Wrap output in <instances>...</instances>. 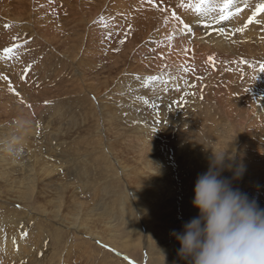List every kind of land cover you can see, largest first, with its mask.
I'll list each match as a JSON object with an SVG mask.
<instances>
[{"label": "rangeland", "instance_id": "1", "mask_svg": "<svg viewBox=\"0 0 264 264\" xmlns=\"http://www.w3.org/2000/svg\"><path fill=\"white\" fill-rule=\"evenodd\" d=\"M64 1L29 0L30 3L32 2V11L33 6L39 5L40 10H45L47 15L55 20V24L62 26L59 32L56 31L55 24L50 25L49 22H44V24H40L38 21L34 22L36 27H33V24L26 25L24 22L30 20L26 14H22L24 27L16 25V22H10L5 17H0V28H3L6 24L9 25V27H4L0 30V91L2 90L0 92V138H13L16 140L20 130L26 129L28 125L30 128H35V122L40 129L44 126V129L48 127L51 135L64 138L63 154L59 152L55 157H57L62 167H66L67 163L62 156L69 153L70 160H78L80 162V168L73 171L71 164L68 163L67 167L69 170L66 173V180L57 181L60 185H55L54 182V185H52L55 190L49 189L51 192H39L41 185L36 183L38 187H30L27 201L16 203L15 209L18 210L21 217H28V214L32 212L44 213L40 209V200L44 201L45 196L53 195L55 197L52 202L45 199L49 206H54L57 197L63 193L62 199L58 198V207H53L49 211L52 212L50 213L51 216L48 217L44 213L53 224L57 223L59 225L58 222L64 223V221L59 220V217L54 215H66L69 211L75 209V205L70 201L64 203L66 197L75 191L76 194L78 192L79 200L86 201H82L84 205L82 209L95 212V228L105 232L103 233L105 238L82 236L84 233L75 232L74 223H65L59 229L58 240L55 238L54 240L48 239L47 233H42L39 236V239L42 240L41 242L47 245V242L50 241L49 246L51 247H48L47 250L49 255H46L44 251L40 252L46 246L32 247L33 244L31 242L27 256L18 258L19 260L23 258L22 260L17 262V258H14V260L10 258L3 260L2 263L63 264V254L66 251L69 252L70 242L76 241L78 245L74 247L75 250L79 249L78 247L81 243H85V245L88 244L87 246L90 244L91 252L89 255L84 252V255L81 253L82 257L75 251L74 253L70 252L67 259L68 264H188L186 260L178 257L177 249L180 244L171 233L173 230L182 231V225L198 215L199 209L192 205L195 181L198 175L208 170L214 153L225 152V169L221 173L222 177L228 178L234 189L247 194L250 199H255L259 207L264 208V151L259 148L264 149V105L263 109L255 106L257 98H263L264 92V72L260 71L261 66L264 65L263 14L257 13L250 24L246 17L234 19V21L230 17L228 22L230 21L233 24H224L227 20L219 19L221 15L220 8L223 5L222 1L219 0H209L203 6L209 9L207 13H197L194 10L198 0H154L156 7L149 3V0H133L138 4L137 10L134 8L128 19L124 16L122 22L121 20L117 21L118 26L121 27H117V31L114 30V35L107 31L103 35L101 27L115 16L112 12L115 6L120 7L121 10L123 9L122 0H107L108 6L101 8L100 12L95 11L93 6L101 3L100 1L102 0H73L74 2L70 3L71 7L66 5ZM262 1L260 4H264ZM119 2L120 4H118ZM181 2L185 5L191 4L193 7H181ZM73 6H76V9ZM163 9H168L170 13L176 12L175 18L177 17L183 23L188 22V18L193 17L194 14H200V18L204 19H200L198 22L201 23V26H205L206 24L203 23L205 17H207V20L210 17L208 22L211 21L212 25L209 23L211 31H215L214 29L218 25H222V27L227 25L221 32L228 34V45L226 46L231 50H233V47L235 48V51L233 50L234 55L231 58H221L217 55V52L215 54V51L207 46L206 35L210 31L207 33L199 27L198 29L202 32H199L198 40L193 47L194 50L189 49L192 52L188 51L189 54H186L187 62L183 63L185 69H188V71L184 69L186 77L192 82L179 80L178 83L181 85H175V87H178L176 92L178 95L170 94L169 99L164 96L161 97L166 98V101L158 100L160 101L158 102L156 94L146 95V98H150L147 99L148 101L156 100V106L153 104V107L157 108L160 106L157 108L159 109L157 117L152 116V113L150 117L145 119V124L149 122L153 125L151 128L153 129V134L151 133V135L154 141L147 137L142 140L141 137L132 136L129 138L121 134L118 139L115 138L113 141V143L117 142V147H115L119 149L114 150L115 156L119 160L118 163L116 162L115 168H109L107 163H103L101 166H94L95 171L92 173L87 172V168L82 163V156L87 153V146L94 148V146L90 145L93 141L89 138V133L100 132V130H96L99 123L102 125L104 132H106L108 127L107 120L113 121L108 114L107 108L115 110V107H117L115 99H117L118 92H120H116L119 82L133 75L134 71L145 75H153L156 72V67L154 66L169 62L167 57H162L164 60L160 61L161 63L159 62L163 39L161 42L152 37L144 38L146 34L155 33V31L160 33L162 31L160 26L165 24L166 19V13L163 12ZM240 9H244V5L240 6ZM254 11L255 8L251 12L247 11L245 15L250 17L249 15L252 16ZM158 13H164V16L159 17L157 16ZM0 15L2 14L0 13ZM109 16L111 17L109 18ZM95 17H98V22L94 21ZM213 17L214 20H217V23H213ZM156 18H160V26L155 22ZM66 19H70L68 24H64ZM125 19L126 24H124ZM146 19L152 20L150 26H146L148 22H144ZM196 24L195 26L197 27L198 24ZM15 25L18 28L15 29ZM238 29H243V31H238ZM32 30L36 31V33H30ZM56 32L61 36L60 39L54 37L57 36ZM130 32H133L136 37L133 35L130 37ZM245 32L252 33L254 39L246 35ZM43 34H47L48 39L46 37L42 39L41 35ZM52 35H54L53 38H51ZM162 35L158 37L161 38ZM75 39L76 41H74ZM122 40L124 41L123 43H121ZM132 40H136V43H133ZM13 45L17 47L11 53L6 54L3 52L5 47H12ZM97 48L99 52L96 51ZM115 49H118V51ZM144 49L145 51H143ZM170 49V53L173 55L174 51L171 45ZM140 57H143L141 58L143 62H141ZM145 61L149 63L151 61V65L152 63L154 64L146 67L144 65ZM84 69L87 70L83 71ZM86 73H88L87 76ZM4 77H7V79H4ZM208 78L212 80L204 82ZM112 81L115 82L113 83ZM77 82H79L78 85L76 84ZM125 83L127 82L125 81ZM80 84L96 88L92 87L91 89L94 92L88 93V90L84 91L85 89H82ZM5 88H8L7 90H10L12 94L15 93L14 98L4 92ZM170 88L174 87L170 86ZM156 90L161 92L158 89ZM121 91H124V89L122 88ZM166 91L165 89L164 93ZM194 94H196V97ZM124 95H126L125 92ZM90 97L98 99V101L93 99L94 101L96 100V105L89 101ZM216 97L220 98V100ZM19 100L22 102L20 103ZM46 101L50 102L51 111L47 109L49 105L45 103ZM10 102L11 105H9ZM62 107H64V113L62 114L64 115L67 112L62 122L47 115ZM149 110L150 106L148 105L144 111ZM249 111L254 112L252 118L249 117ZM69 113H73L80 122L76 125L79 128L75 127L72 129L73 125L67 124L71 120ZM32 116L35 120L30 122ZM124 116L128 117L127 114H124ZM140 117L142 115H139L138 118ZM128 128L126 129L128 132L125 133L131 135L132 132H129L130 128ZM159 128L160 130H158ZM159 132L163 136L160 143V149L162 147L161 153L156 151V148H159L155 144L161 140L158 136ZM5 133L8 135H5ZM113 133L114 131L110 135L109 133L107 134L112 140L114 138ZM138 133L142 135L149 132L144 128L143 131ZM112 140H108L109 144ZM1 141L2 139H0ZM79 142L83 144L80 143L79 146ZM70 143L75 146H71ZM142 149L152 151L142 152ZM194 150H196V154L191 165L189 163V165L176 164L172 180L166 177L162 169L160 170L158 165L160 161H157L155 157L156 153L162 156L161 165L167 166L171 161L188 159ZM18 151L22 152V150ZM21 158L28 165V155L25 151L21 154ZM119 165L126 170L122 181H118V174H110L113 171L121 174L122 169ZM240 166H243V174L239 179H233V171L229 170V168L235 170ZM38 176L36 175L35 178ZM90 177L99 180L90 185ZM42 178L46 179V177ZM86 178L87 181H85ZM166 182H172L173 187L165 188L164 184ZM62 185L64 189L61 188ZM46 187L44 186L42 190L47 191ZM112 187H115V189ZM125 196L130 200L132 211H129V213L131 214L123 213L122 198ZM60 200L63 201L60 202ZM17 204H20V206H17ZM88 206H92V209L88 208ZM6 208L9 207L6 206ZM42 208L44 209V207ZM110 208L114 210L112 211ZM4 209L5 207H0V215L7 214ZM97 215L98 217H96ZM72 217L74 216L72 215ZM106 221L111 222L110 225L112 227H109L110 229L106 226ZM32 226H34L32 220L25 222L21 226V231H24V229L28 231ZM8 232V238H10L13 232L10 233L9 230ZM15 247L19 248V245ZM53 253H56V255L52 257ZM30 259L31 261H29Z\"/></svg>", "mask_w": 264, "mask_h": 264}, {"label": "bare ground", "instance_id": "2", "mask_svg": "<svg viewBox=\"0 0 264 264\" xmlns=\"http://www.w3.org/2000/svg\"><path fill=\"white\" fill-rule=\"evenodd\" d=\"M72 1L73 0H65L64 2H65L66 5H69V7H71L70 6V3ZM219 1H222V3H223V0H219ZM100 2L101 3H99V4H95V5L93 4L94 5L93 8L95 9V11H99L104 6H108V3H107L108 1L107 0H102ZM121 2H122L121 5H122L123 9L121 10L120 7L118 8L117 6H115L112 9V12H113V14L115 16L113 18H110L111 16H109L110 19L109 20L107 19L108 20L107 23L106 24L104 23V26L101 27L102 32H103V35H105L106 31L108 33H111V35H114V33H115L114 30L117 31V29H118L117 27H119L118 26L119 24L117 23V21L118 20H121V22H122V19H123L124 16H125L126 19H128L130 17V14H131L132 10L134 8L137 10V8H138V4L136 2H134L133 0H122ZM260 2H261V0H234V3L230 6V9H229L233 13V15L231 16L232 17V21H234V19H239V18H243V17L249 18V17H247L245 15V13L247 11H249V12L253 11L254 8H256V6L258 4H260ZM262 2H264V0ZM41 3H43V2H41ZM41 3H40V5H41ZM31 4H32V2L30 3L29 0H0V13L2 14V15H0V17L1 18L5 17L7 20H9L12 23L16 22V25H18L20 27H24L23 26L24 24L22 23V20H23L22 14H26V15L29 16L28 18L30 20H28L27 22H24L26 25L27 24H33V27H36L35 23L37 21L40 24H44V22H49L50 25L51 24H55V20L52 17H50L49 15H47V13L45 12V10H42V9L40 10L39 9V7H40L39 5H38L39 7L36 6L37 4L35 5L36 7L33 6V11H34L33 12L32 9H31ZM118 4H120V2ZM243 5H244V9H242L239 12H236V9L237 8H240V6H243ZM77 6H79V5H77ZM73 7L75 8L76 6H73ZM82 8H85V7H82ZM88 9H90V8H88ZM175 10H177V9H175ZM46 11H48V10H46ZM77 11H76V13H78ZM69 12H71V11L69 10ZM163 12L166 13L165 24H163L162 26H160L161 25L160 18H156L155 19V22L159 24L160 28H162V31L161 32L159 31L160 33H158V32L155 31V33L146 34V36L144 38L146 39L148 37H152V38L157 39L158 41H161V42H162V39H163L164 41L161 43L162 44V52H161V58L159 59V62L160 61H163L164 60L163 58H165V57L169 58L170 60L166 58L169 61L168 63L163 64V65L160 64L159 66L158 65L154 66V67H156V69H155L156 72L153 75H145L144 73H140L138 71H134L133 72L134 73L133 75L130 74L131 76H129L128 78L125 77L126 78L125 80L119 82V85L116 88V92H118V91H120V92H118L117 99L114 98L115 99V105L118 108L115 107V110H113L111 108H107L108 114L111 116V118L113 119V121L107 120L108 127L106 128V132H104V129L102 128V125L99 123L98 126L96 127V130H100V132L89 133V135H90L89 138L93 141V143H91L90 145L94 146V148H92L91 146H87V150H86L87 153L83 154V156H82V163L84 164L85 168H87V172H91L92 173L93 171H95L94 166H96V165L97 166H101L103 163H105V164L107 163V165H108L109 168H112V169L115 168L116 162L118 163L119 160H118L117 156H115L114 150H119V149L116 148L117 147L116 146V143L117 142L116 143H113V141H114L115 138L118 139V137L121 134H124L125 136H128L129 138H131L132 136L133 137H141L142 140L144 139V137H147L148 139L154 141V139H153V137L151 135V133L153 132V129H151L153 127V125L150 124L149 122H147L145 124V119H147L148 117H150V115L152 113H153L152 116H156L157 117L158 116L157 112L159 110L157 108H159L160 106H158L157 108L153 107V104L156 106V100L148 101L147 99H150V98H146L147 97L146 95L149 94L151 96L153 94H156L158 96L157 101L158 100L166 101V98L167 99L170 98L169 97L170 94H174V95L177 94L176 92H177V88L178 87L177 86L175 87V85H177V84L178 85H181V84L178 83L179 80L188 81V82L191 81L192 82V80H188V77H186V74H185V71H184L185 67L183 66V63L186 60H188V59H186V54L188 53V51H191L189 49H193L194 50L193 47L195 46V43L198 40L199 32H202V31H200L198 29L199 27L201 29H204V31H206L207 33L210 31L208 33V35H206L207 46L210 49H213L215 51V54L217 52V55L219 57H221V58H231L234 55V51H235L234 49L235 48L233 47V50H234L233 51L228 46H226V45H228V42H227V38H228L227 35L228 34H224V33L221 32V29L226 28L227 25H225V26L223 25V27H222V25L220 26V25L217 24L218 26L216 25L217 27L214 29L215 31H213V30L211 31V29H209V27H210L209 23L211 21L208 22V20L210 19V17H209L208 20H207V17H205V21L203 23H205L206 25L205 26L202 25L203 26L202 27L201 26V23H199L198 21H200V19L202 20L204 18H200V14H194L193 17L188 18V22L183 23L177 17L175 18V16L172 15L173 12L170 13V11L168 9H163ZM121 13H123V14H121ZM82 14H84V13H82ZM262 14H263V18H264V13H262ZM177 15H178V12H177ZM157 16L162 17V16H164V13L163 14H159L158 13ZM249 16H251V15H249ZM74 17H75V15H74ZM97 19H98V17H95L94 21L96 20L98 22ZM126 19H125V23L124 24H126ZM32 20H33V22H32ZM69 20H67V19L64 20V24H68L69 23ZM76 20H78V19H76ZM228 20L224 24H227V23L230 24L231 22L230 21L228 22ZM82 21H84V20H82ZM189 21L190 22L192 21V23H190ZM216 21L217 20H214V17H213V23L216 22ZM144 22H147L146 26H150L152 24V20L151 19H146ZM220 22H222V21H220ZM261 22H263V21H261ZM195 23L198 24V25L196 24L197 27L195 26ZM185 24H187L189 26V28L191 29V31H188V30H186L184 28V25ZM231 24H233V23H231ZM242 24H244V23H242ZM16 25H15V29L18 28V26H16ZM244 25H243V28H244ZM92 26H94V25H92ZM4 27H5V25H4ZM61 27L62 26H60L59 24H55V28H56V31L57 32H59V29ZM3 28H0V30L3 29ZM72 28H73V26H72ZM126 32H128V31L126 30ZM215 32H216V34H215ZM30 33H36V31L32 30V31H30ZM47 34H48V32H47ZM47 34L41 35V38L43 39L44 37H46V39H48L47 36H46ZM66 34H67V32H66ZM100 34H101V31H100ZM245 34L246 35H249L251 37L253 36L252 33H250V32H245ZM96 35H98V33H96ZM132 35H133V32H130L129 36L131 37ZM160 35H162L161 38L158 37ZM53 36L54 35H52L51 38H53ZM73 36H72V38H73ZM92 36H91V38H92ZM127 36H128V34H127ZM133 36L136 37L135 34ZM245 36H243V37L246 38ZM54 37H57V38L60 39L61 36L57 33V36H54ZM140 37H141V35H140ZM94 39H95V37H94ZM252 39H254V38L252 37ZM200 40H202V39H200ZM74 41H76V39ZM132 41H133V43H136V40L135 41L132 40ZM142 43H144V42H142ZM101 44H103V43H101ZM170 45L172 47V50L174 51V54L173 55H171V53H170V51H171ZM233 45H234V43H233ZM48 46H49V44H48ZM144 47H146V46H144ZM52 49H53V47H52ZM111 49H109V50H111ZM96 51L99 52L98 48L96 49ZM143 51H145V49ZM82 53H84V52L82 51ZM141 58H143V57H140V60H141ZM216 60H217V58H216ZM151 61H150V63L145 61L144 65L146 67L147 66H152L154 63H152V65H151ZM141 62H143V61L141 60ZM44 63H46V62H44ZM118 63H119V61H118ZM138 63H140V62H138ZM217 65H219V64H217ZM71 66H72V64H71ZM119 68H120V66H119ZM142 68L145 69L144 67H142ZM85 70H87V69H84L83 71H85ZM111 70H113V69H111ZM81 72H82V70H81ZM146 73H148V72H146ZM151 73H153V72L151 71ZM87 74L88 73H86V76H87ZM184 74H185V76H184ZM83 75L85 76V74H83ZM148 76H155V77H157V79L152 80V81H148L147 80V77ZM64 77H66V76L64 75ZM105 77H104V79H105ZM210 79L211 78L205 79L204 82H208ZM92 81H94V80H92ZM108 81H110V80H108ZM125 81L127 83H125ZM78 83L79 82H77L76 84L78 85ZM225 84H226V82H225ZM80 85H82V84H80ZM170 86L171 87H174L175 89L174 88H170ZM92 87L93 86H83V85L81 86L82 89H85L84 91L88 90V93H93L94 92L93 89H91ZM93 88H96V87H93ZM122 88L124 89V91H121ZM218 88H219V86H218ZM5 89H4V92L6 94L11 95V97L14 98V96H15L14 94L15 93L12 94V92L10 90H7L8 88L6 90ZM156 89L160 90L161 92L157 91ZM165 89L167 90L166 93H164L165 92ZM193 89H196V88H193ZM107 90H109V89H107ZM124 92H125L126 95H124ZM81 94L82 93H80V95ZM220 94H222V93H220ZM87 95H89V94H87ZM258 95H260V94H258ZM81 96H83V94ZM98 96H99V94H98ZM163 96L166 97V98H161ZM194 96L196 97V94H194ZM262 96H263V98L262 97L261 98H257L256 105H255V106H259L260 109H263V105H264V92H263V95ZM218 97H220V96L218 95ZM9 98H7V99H9ZM95 99L98 101L97 98H95ZM217 99L220 100V98H217ZM10 101H11V99H10ZM19 101H20V103L22 102L21 100H19ZM89 101L92 104H95V101L91 97L89 98ZM47 102H48L47 104L49 105L47 107V109L51 111V109H50V102L49 101H47ZM158 102H160V101H158ZM100 103H98V104H100ZM9 105H11V102H10ZM148 105L150 106V110L149 111H144V109H146L148 107ZM123 106H125V107H123ZM31 109H33V108H31ZM92 109H94V108H92ZM63 110H64V107L57 108V109L54 110V112H52V113L49 112L50 114H47V115H50L51 118L53 117V119L55 118V120L58 119V120H60L62 122L63 117H65L67 115V112L64 115L62 114V113H64ZM94 110H92V111L94 112ZM31 111H33V110H31ZM163 113H164V111H163ZM124 114H127L128 117H125ZM253 114H254L253 111H249V117L252 118V115ZM139 115H142V117L138 118ZM69 116H71V120L69 122H67V124L68 125L69 124H72L73 125L72 126V129H74L76 127V125H78L80 122L73 115V113H69ZM32 120H35V118L33 116L30 119V122ZM50 122H52V121H50ZM98 122H100V121H98ZM34 124L36 125L35 128L34 127L30 128L29 125H28L26 127V129L20 130L18 132L17 136H16V140L13 139V138H8V139L5 138L7 140H5L4 138H0V139H2V141L0 142V204H1L0 207L1 206L2 207H5L4 210H5V212H7V214L0 215V264H4V263H2V261L5 260V259L12 258L14 260V258H17L16 260L18 262V260H19L18 258H21L22 256H27V253L30 250L29 249V246H30L29 244L31 242L33 244L32 247H39V245H42L43 247L46 246L44 248V250L41 249L40 252L44 251V253L46 255H49L47 253V250H48V247H51V246H49L50 245V241L47 242L48 243V245H47L46 243L41 242L42 240L39 239V236L42 233H45V234L47 233L48 234L47 235L48 239L50 238V240H54V238H55V239L58 240L59 239V237H58L59 236V231H60L59 229H61L60 227H63L61 225L65 224V223H67V224L74 223L75 224V226H74L75 227V232H78L79 234L84 233V235L82 234V236L88 235V236H91L93 238L94 237H96V238H102V239L105 238L103 236V233H105V232L99 231L98 228L97 229L95 228V221H94L95 220L94 219L95 212H93L92 210H84V209H82V206H84L82 204V201H84V200H81V199L79 200L78 192L76 194L75 191H73V193H70L71 195H68L66 197L65 201H64V203L70 201L72 204L75 205L74 206L75 209L73 211H69V213L67 212L68 214H66V215L65 214H63V215H61V214L60 215H54L55 217H59L58 218L59 220H61V221L63 220L64 221V223L58 222L59 225L57 223H54L53 224L51 222L50 218H48V217H50L51 216L50 213H52V212H49V211H51L53 207H58V205H59L58 198L60 197V199H62V196H63L62 194L63 193L57 197V201L55 202V205L54 206L53 205L52 206H49L48 205V202L46 200V199H48V200H51V202H52L54 200V197H55L53 195H52L53 197L52 196H49V195H47L45 197L43 196L44 197V201H41L40 200V204H41L40 205V209L43 210V212L46 213L48 217L44 213H41V212L36 213V212H32V211L31 212L33 214L32 213H29L28 214V217H25V216L24 217L23 216L21 217V214L18 212L17 209H15V207H16L15 204L16 203H21V202H26L27 201V197L29 195L30 187L36 186V183L38 185H41V187H39V190H40L39 192H48V191L51 192L49 189L55 190V188L53 186L54 185V182H55V185H60V183H58L57 181H60L61 182L62 180H66V178H67L66 173H68V170H69V168L67 167L68 163L71 164V169L73 171H75V169H79L80 168V162L78 160H73V161L70 160L69 153L68 154H65L64 156H62L64 158V160L66 161V163H67L66 167L65 166L62 167L61 164L59 163L57 157H55V156L58 155L59 152H62V154H63L64 145H65L64 138L56 137V136L51 135L49 133V131H48L49 130L48 127H46V129H44L45 128V126H44L42 129H40V127L37 125L36 122ZM76 128H79V127H76ZM127 128L130 130L129 132H132V134L130 133L131 135H129L128 133H125V132H128V130H126ZM144 128L149 133L140 135L138 132L139 131H143ZM158 130H160V128ZM113 131H114V133H113L114 138L112 140V138L108 137L107 134L109 133V135H110L111 132H113ZM55 132H56V130H55ZM13 134H14V132H13ZM5 135H8V134L5 133ZM158 136H159V138L161 140H160V142H156L155 143L158 146V148H159V149L156 148V151L161 153L162 147L160 149V146H161L160 143L162 142L163 136L160 134V132H159ZM3 139H4V141H3ZM110 139L112 141L109 144L108 140L110 141ZM80 143L83 144L82 142H79L78 143L79 146H80ZM70 145L71 146H75V145H72L71 143H70ZM188 148H189V145H188ZM259 148L264 151L263 148H261V147H259ZM18 150H22V152H19ZM24 151L28 155V161H29L28 165H27V162L26 161L21 160L22 159L21 158V154ZM149 151H152V150H146L145 149L142 152H149ZM124 154H127V153H124ZM195 154H196V150L192 151V155H190V157L188 159H184L182 161H171V162L168 163L167 166L164 165V164L161 165L162 156H160V155H158L156 153L155 154V157H156L157 161H160V163L158 164L160 170L162 169L164 171L163 173L166 175V177L169 178L170 180H172V176L175 174L174 172H175V166H176V164L183 163V164H187V165L190 164L191 165L193 159L195 158ZM242 161L244 162V160H242ZM160 165H161V167H160ZM119 166L122 169V173L121 174L119 172L116 173V171L115 172L113 171L110 174H113V175L114 174H118L117 175V177H119L118 181H122V177L125 175V171L126 170H125V168L123 166H121V165H119ZM24 169H26V170H24ZM36 175L37 176L39 175V176L37 178H35ZM42 177H46V179H44ZM97 180H99V179H94L93 177H90L89 184L91 185V184L95 183ZM85 181H87V178L85 179ZM67 185H68V183H67ZM44 186H47L46 187V190L47 191L42 190ZM36 187H38V186H36ZM164 187L165 188L173 187V184H172V182H166L164 184ZM61 188L64 189L63 185H62ZM112 188L115 189V187H112ZM79 192H80V190H79ZM81 193H82V191H81ZM81 197H82V195H81ZM6 199H8V200H6ZM62 201L63 200H60V202H62ZM84 202H86V201H84ZM85 204H87V203H85ZM6 206L9 207V208H6ZM17 206H20V204H17ZM42 207H44V209ZM89 207L90 206H88V208ZM122 207H123V213L124 214H127V213L128 214H131V213H129V211H132L131 210V206H130V200H129V198L127 196H125V197L122 198ZM90 209H92V206L90 207ZM110 210L113 211L114 209L113 208H110ZM72 215L74 217H72ZM96 217H98V215ZM100 218H101V216H100ZM101 219L103 220V218H101ZM30 220L33 221L34 226H32L31 229H28V231H26L24 229V231H26L28 233V235L26 237H23L22 238V236H21V232H22L21 229H22V227L21 226H23V224L25 222H28ZM110 223H109V221H106L105 222V224H106V226L108 228L109 227H112L110 225ZM96 226H97V224H96ZM98 227H99V225H98ZM8 230L10 231V233L13 232V234L11 236L9 235L10 238H8V233H9ZM49 232H51V233H49ZM45 239H46V236H45ZM16 245H19V248L18 247L16 248L15 247ZM69 245H70L69 246V249H68L69 252L66 251L63 254L64 258H62V261L65 264H68L67 263V259H68V255L70 254V252H73L74 253V251H75L76 253H79L80 256H81V253L83 255H84V253L89 255V253L91 252L90 251V247H89L90 244H89V246H87L88 244L85 245V243H81V245H79V247H78L79 248L78 250H75L74 249V247L78 245V244H76V241L70 242ZM45 254H44V256H46ZM55 255H56V253H53L52 257L55 256ZM22 259H20V260H22ZM31 259L29 261H31Z\"/></svg>", "mask_w": 264, "mask_h": 264}, {"label": "clouds", "instance_id": "3", "mask_svg": "<svg viewBox=\"0 0 264 264\" xmlns=\"http://www.w3.org/2000/svg\"><path fill=\"white\" fill-rule=\"evenodd\" d=\"M225 152L214 153L208 170L198 175L192 205L196 217L171 235L179 242L177 255L188 264H264V208L222 177ZM233 179L243 174V166Z\"/></svg>", "mask_w": 264, "mask_h": 264}, {"label": "snow or ice", "instance_id": "4", "mask_svg": "<svg viewBox=\"0 0 264 264\" xmlns=\"http://www.w3.org/2000/svg\"><path fill=\"white\" fill-rule=\"evenodd\" d=\"M208 2H209V0H198V2L195 4L194 10L197 13H207L209 11V9L205 8L203 6L205 4H207ZM149 3H152L153 6H156L155 3H154V0H149ZM233 3H234V0H223V5L220 8V13H221V15L219 16L220 20H228L233 15V13L229 10L230 6ZM180 6L181 7H193V5H191V4H189V5L183 4V2H181ZM239 11H241V9L237 8L236 12H239ZM257 13H264V4H259V5L256 6L255 11L253 12L252 16H250L248 18V23L249 24L253 22V20L255 19ZM172 15L175 16L176 13L173 12ZM101 19H103V17H101ZM5 27H9V25L6 24ZM184 28L186 30H188V31H191V29L189 28V26L187 24L184 25ZM221 31H223V29H221ZM238 31H243V29H238ZM123 42L124 41L122 40L121 43H123ZM15 47H17V46L13 45L12 47H5L3 49V52L6 53V54L11 53ZM115 50L118 51V49H115ZM185 71H188V69H185ZM260 71L264 72V65L261 66ZM4 79H7V77H4ZM155 79H157V77H155V76H148L147 77L148 81H152V80H155ZM93 99H95V97H93ZM45 103H48V102L46 101ZM27 235H28V233L26 231H22L21 232L22 238L26 237Z\"/></svg>", "mask_w": 264, "mask_h": 264}]
</instances>
